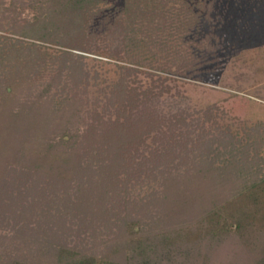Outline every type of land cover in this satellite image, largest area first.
<instances>
[{
	"label": "trees",
	"instance_id": "obj_1",
	"mask_svg": "<svg viewBox=\"0 0 264 264\" xmlns=\"http://www.w3.org/2000/svg\"><path fill=\"white\" fill-rule=\"evenodd\" d=\"M115 1L12 0L6 10L34 17L0 18L11 34H0V248L18 253L25 243L22 264H198L197 248L219 253L231 238L244 246L234 250L252 244L250 255H264V124L242 133L205 126L215 110L240 121L250 100L232 94L202 113L203 124L160 108L171 91L160 73L192 76V45L213 48L222 0H123L97 26ZM89 55L114 62L121 77L81 130ZM140 75L152 84L144 88ZM75 218L103 246L57 243Z\"/></svg>",
	"mask_w": 264,
	"mask_h": 264
},
{
	"label": "rangeland",
	"instance_id": "obj_2",
	"mask_svg": "<svg viewBox=\"0 0 264 264\" xmlns=\"http://www.w3.org/2000/svg\"><path fill=\"white\" fill-rule=\"evenodd\" d=\"M2 2L0 6V18L3 21H6L4 19L8 16H15L18 12H20V16L18 18L19 21H17L20 23L34 17L35 13L32 9L26 8L24 11H21L19 6L17 11L15 9H9L8 11L6 9L11 8L12 0H3ZM123 4V0H116L104 6L102 15L96 21V25L98 26L100 21L105 18H113L117 10L123 7ZM215 7L216 12L213 13L212 18L214 26H216L214 32L218 39L212 40L213 48L211 49L208 47L198 49V47L192 45L194 56L197 59L195 63L196 69L194 72H190L192 76L182 77L160 73V76L163 78L167 76L171 77L166 82L171 91L162 96L160 108L169 116L180 110H186L189 114V121L200 118L203 124L202 121L204 119L201 116L204 111L208 110L209 107L215 109L216 106H222L223 102L231 99L230 96L232 94H238L250 100L246 114L240 121L234 122L222 111L215 110L212 118L205 122V126L212 132H216L217 127H231L234 131L242 133L246 128L254 127L257 124H264V0H222ZM212 24L210 22L207 23L205 19L203 20L205 30H208ZM0 34L11 35L9 32L4 33L1 31ZM12 36L19 37L18 35ZM179 44L181 49L186 47L183 41H179ZM89 56L86 60V68L90 71L92 79L87 92L82 94L84 100L82 114L87 122H85V125L82 124L80 126L81 130L86 129L87 124L90 123L88 117L89 113L93 111L92 109L98 108L102 111L106 94L110 90L109 87L115 84L121 77V71L116 67L114 62L110 63L105 59L100 61V58L95 59V56ZM157 58L158 61L163 62L159 55ZM149 60L153 62V58L150 56ZM150 71L153 72L152 70ZM50 75L51 72L47 74L45 80L49 79ZM139 78L144 88L152 84L150 77L140 75ZM43 81L38 83V86ZM149 143H151V139ZM2 176L0 172V186L4 177ZM8 187L10 189L12 186ZM22 187L21 191L26 189L25 186ZM14 192L16 193V191ZM18 210L23 211L24 209ZM51 212L54 217L55 215H59L57 209H52ZM70 220L68 235L57 243L75 251L84 248L96 249L99 243L101 245L104 244L102 238H94L95 232L93 230L87 228L80 229L73 224L77 220L76 218ZM9 227L7 226L9 236L12 237L14 233L11 232L12 228ZM110 236L112 235H103L105 243ZM262 237L261 242L263 241L262 243L264 244V236ZM223 243V241L222 243L221 241L217 243L220 244L218 245L219 253H216V250L206 252L200 246L197 248V254L201 258L199 261L193 258V263L198 261V264H258V261L264 256L262 254L250 255L249 249H254L252 244H247L245 245L246 248L236 251L231 245L237 244L239 247H244L240 241H235L234 243L231 238H228L226 245ZM23 245L22 249L18 250V253L15 250L7 252L5 247H1L0 256L6 257L7 261L15 259L14 263L22 264L21 259L27 260V257H29L28 252H25V248H27L25 243ZM31 248H28V250L31 249L29 251L30 257L33 258L36 255V247ZM251 260H254V262Z\"/></svg>",
	"mask_w": 264,
	"mask_h": 264
}]
</instances>
